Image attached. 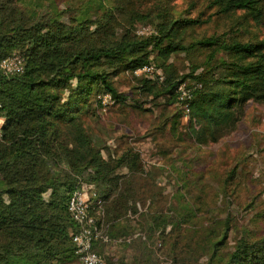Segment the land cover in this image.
<instances>
[{
	"label": "trees",
	"instance_id": "trees-1",
	"mask_svg": "<svg viewBox=\"0 0 264 264\" xmlns=\"http://www.w3.org/2000/svg\"><path fill=\"white\" fill-rule=\"evenodd\" d=\"M37 2L0 0V112L5 118L0 129V264L77 260L71 238L77 224L68 210L71 194L83 182L109 191L121 179L114 175L121 161L113 165L104 159L87 133L84 107L92 104L97 92L123 101L114 79L148 64L152 52H157L167 77L154 84L142 80V92L166 94L171 103H178L176 91L183 79L166 62L173 53L188 50L185 35L201 23L157 10L158 34L144 37L126 28L119 33L123 24L112 9L93 28L87 18L66 22L58 8L52 9V2ZM262 2L216 0V5L221 12L244 10L259 20ZM120 12L123 19H149L134 9ZM193 46L207 49L210 61L217 64L199 78L201 86L194 90L189 114L191 125L197 120L212 133L232 131L249 101L264 102V41L229 42L214 35ZM220 52L228 59L218 61ZM15 53L23 57V71L7 73L1 64ZM131 160L134 166L136 159ZM128 168L131 173L142 169ZM107 190L92 199V211L102 210L104 219L117 215L132 196L129 189L116 197ZM104 200H112L111 205H100ZM153 217L148 221L151 238L177 220L161 214ZM229 220H211L202 247L207 264H264V235L255 236L249 230L235 241L231 253L223 252L232 230Z\"/></svg>",
	"mask_w": 264,
	"mask_h": 264
},
{
	"label": "rangeland",
	"instance_id": "rangeland-1",
	"mask_svg": "<svg viewBox=\"0 0 264 264\" xmlns=\"http://www.w3.org/2000/svg\"><path fill=\"white\" fill-rule=\"evenodd\" d=\"M48 1L53 3L52 9L61 11L64 21L87 18L93 28L94 22L112 9L123 24L117 29L119 33L126 28L144 37L158 34L157 10L169 11L174 18L198 19L201 23L185 35L188 50L173 53L166 62L179 80L194 90L201 86L199 78L217 64L210 61L207 49L193 46L196 42L214 35L229 42L264 41V0L259 20L244 10L221 12L216 0ZM123 8L148 14L149 19H123ZM217 57L218 61L228 59L222 52ZM149 59L165 81L167 76L159 65L157 52H152ZM158 77L157 73L148 77L136 70L122 73L114 82L125 97L123 101L117 102L109 94L108 101L100 103L99 97L106 94L97 92L92 104L84 107L87 113L83 122L95 146L113 165L121 161L114 174L121 178L119 184L109 191L93 186L91 192L96 197L99 193L104 196L107 190L116 197L129 189L132 195L119 207L117 215L104 219L99 210L102 233L113 235L112 242L96 247L105 257V264H207L203 237L213 219H230L232 230L223 249L225 254L231 253L245 231L264 235V102L249 101L232 131L212 133L197 120L191 125L190 116L177 102L171 103L168 95L142 92V80L163 82ZM132 158L136 159L134 166ZM136 166L142 169L131 173L128 167ZM83 186L92 184L83 182ZM111 201L99 203L106 208ZM155 214L177 220L151 238L148 221L154 220ZM152 226L157 229L158 223ZM144 235L147 240L142 241ZM129 239L133 240L130 244L124 243Z\"/></svg>",
	"mask_w": 264,
	"mask_h": 264
},
{
	"label": "built area",
	"instance_id": "built-area-1",
	"mask_svg": "<svg viewBox=\"0 0 264 264\" xmlns=\"http://www.w3.org/2000/svg\"><path fill=\"white\" fill-rule=\"evenodd\" d=\"M1 66L7 73L22 72L23 57L21 55L9 57L3 60ZM136 73L145 74L148 77L157 73L159 75L158 78L162 81L164 80L161 73L157 71L156 64L153 61L137 69ZM177 94L179 105L185 111V114L189 115L195 100L194 89L189 87L187 83L182 82L177 88ZM109 97V94L100 96V103L105 104ZM3 118L0 112V129L4 124L2 123ZM91 189L92 186L80 187L69 198L68 210L77 224V229L71 233L72 241L76 246L77 260L69 264H105V257L101 255L96 247L99 243L109 244L112 242L110 237L102 233L100 211H96V213L92 211V199L96 193H92Z\"/></svg>",
	"mask_w": 264,
	"mask_h": 264
}]
</instances>
